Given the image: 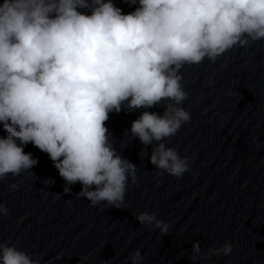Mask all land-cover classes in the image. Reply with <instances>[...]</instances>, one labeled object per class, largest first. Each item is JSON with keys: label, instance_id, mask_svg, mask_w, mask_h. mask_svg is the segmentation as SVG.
<instances>
[{"label": "clouds", "instance_id": "clouds-1", "mask_svg": "<svg viewBox=\"0 0 264 264\" xmlns=\"http://www.w3.org/2000/svg\"><path fill=\"white\" fill-rule=\"evenodd\" d=\"M123 13L113 0H3L0 3V179L38 163L24 146L48 154L66 185L95 207L121 208L136 165L114 147L109 113L144 111L132 138L147 148L159 170L181 177L190 160L166 147L191 120L181 69L215 62L229 49L264 40V0H129ZM78 9L88 10L87 12ZM163 104L162 115L148 109ZM18 185L11 184L16 189ZM69 187L64 192H70ZM9 209L0 204V214ZM162 235L170 225L148 211L136 216ZM225 241L211 254L230 255ZM201 255L193 242L190 259ZM57 258H60L59 256ZM143 264L139 249L130 257ZM0 264H41L15 245L0 243Z\"/></svg>", "mask_w": 264, "mask_h": 264}, {"label": "water", "instance_id": "water-1", "mask_svg": "<svg viewBox=\"0 0 264 264\" xmlns=\"http://www.w3.org/2000/svg\"><path fill=\"white\" fill-rule=\"evenodd\" d=\"M113 3L123 13L137 6ZM181 75L188 93L181 106L191 120L163 142L190 160L189 171L158 174L150 161L157 142L145 148L131 137L144 109L111 112L105 122L114 147L137 166L138 181L129 180L121 208L78 197L82 185H66L48 154L28 143L24 151L38 163L0 179V204L9 209L0 214V243L41 264H132L137 249L143 264H264V40L237 45L215 62L186 64ZM148 111L162 115L163 104ZM144 211L167 222L169 232L140 224ZM225 241L234 245L230 255L209 252ZM193 242L201 247L195 261Z\"/></svg>", "mask_w": 264, "mask_h": 264}]
</instances>
